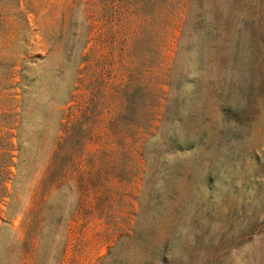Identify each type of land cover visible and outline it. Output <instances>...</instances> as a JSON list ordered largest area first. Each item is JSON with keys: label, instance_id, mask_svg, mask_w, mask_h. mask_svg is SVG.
Listing matches in <instances>:
<instances>
[{"label": "rangeland", "instance_id": "rangeland-1", "mask_svg": "<svg viewBox=\"0 0 264 264\" xmlns=\"http://www.w3.org/2000/svg\"><path fill=\"white\" fill-rule=\"evenodd\" d=\"M0 264H264V0H0Z\"/></svg>", "mask_w": 264, "mask_h": 264}]
</instances>
